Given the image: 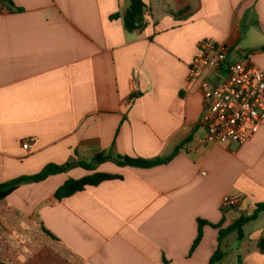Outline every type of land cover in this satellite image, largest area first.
Wrapping results in <instances>:
<instances>
[{
    "label": "crops",
    "instance_id": "obj_1",
    "mask_svg": "<svg viewBox=\"0 0 264 264\" xmlns=\"http://www.w3.org/2000/svg\"><path fill=\"white\" fill-rule=\"evenodd\" d=\"M13 2L0 0V184L78 166L0 202V262L35 264L41 241L63 252L56 264H209L220 230L264 204V124L236 148L198 145L206 101L187 77L205 41L230 47L231 62L252 51L264 71V0H143L145 28L132 33L131 0ZM178 149L150 169L79 166ZM96 173L118 178L56 199L69 180ZM239 193L238 206L223 207ZM199 221L209 224L194 248ZM262 241L264 212L242 239H223L221 264H264Z\"/></svg>",
    "mask_w": 264,
    "mask_h": 264
},
{
    "label": "built area",
    "instance_id": "obj_2",
    "mask_svg": "<svg viewBox=\"0 0 264 264\" xmlns=\"http://www.w3.org/2000/svg\"><path fill=\"white\" fill-rule=\"evenodd\" d=\"M230 53L226 45L202 42L189 69L187 81L199 87L206 101L201 120L205 135L197 140L201 146L245 145L264 124V71L248 55L231 62ZM33 148L31 140L25 141L26 152ZM244 199L242 193L230 196L223 207H236Z\"/></svg>",
    "mask_w": 264,
    "mask_h": 264
},
{
    "label": "trees",
    "instance_id": "obj_3",
    "mask_svg": "<svg viewBox=\"0 0 264 264\" xmlns=\"http://www.w3.org/2000/svg\"><path fill=\"white\" fill-rule=\"evenodd\" d=\"M9 8L11 10L14 9L15 4L13 0H6ZM146 5L143 0H131V5L126 12L125 15V28L128 32L132 33L137 30H143L145 28V15ZM179 153V149L175 152V154L168 159H157V160H143V159H134L130 157H113L111 155H99L94 158L91 164H80L79 166L86 169L93 171L95 167L105 164L107 162H112L119 167H133V168H141V169H150L155 168L161 165L168 164L177 154ZM78 166V164L71 163L64 166L58 165H50L40 174L32 176V177H23L5 184H0V202L6 200L9 196H11L14 192H16L20 186L23 184H39L52 176H56L59 174L66 173L73 169L74 167ZM117 176L103 174V173H96L91 176L85 177L80 180H69L61 189L58 190L55 197L57 200L61 201L65 198H68L78 192L85 190L87 187L98 186L103 182L117 179ZM264 212V204L259 205L255 211V213L248 218H243L235 223L234 226L227 230H220L219 233V248L212 257L209 264H221L225 258V254L221 250V244L223 239L231 232H238L239 238H243V227L252 221L258 219L259 215ZM204 221H199V235L195 242L194 248H196L202 238H203V227L208 225ZM215 228L220 229L219 227L215 226ZM45 233L54 241L56 238L52 236L49 232L44 230ZM260 249L264 252V241L260 243ZM0 264H4L1 263Z\"/></svg>",
    "mask_w": 264,
    "mask_h": 264
},
{
    "label": "rangeland",
    "instance_id": "obj_4",
    "mask_svg": "<svg viewBox=\"0 0 264 264\" xmlns=\"http://www.w3.org/2000/svg\"><path fill=\"white\" fill-rule=\"evenodd\" d=\"M252 51L250 50H244V51H239L233 54L234 62H237L236 60H241L244 58V55H250ZM253 53V52H252ZM241 54V55H240ZM237 58V59H236ZM234 146V148H236ZM55 248V249H53ZM36 251H37V257L34 261L35 264H56L57 262L56 259H59V262L64 260L62 258H58L60 256L59 254L63 255V252L61 251L60 248L53 247L52 244H48L45 242H37L36 243ZM55 259V260H54ZM58 261V260H57Z\"/></svg>",
    "mask_w": 264,
    "mask_h": 264
}]
</instances>
